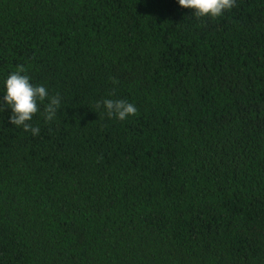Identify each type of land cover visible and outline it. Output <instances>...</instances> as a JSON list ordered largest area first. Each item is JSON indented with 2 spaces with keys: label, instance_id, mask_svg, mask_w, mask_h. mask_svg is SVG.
<instances>
[{
  "label": "trees",
  "instance_id": "1",
  "mask_svg": "<svg viewBox=\"0 0 264 264\" xmlns=\"http://www.w3.org/2000/svg\"><path fill=\"white\" fill-rule=\"evenodd\" d=\"M18 65L61 106L0 105V264H264V0H0Z\"/></svg>",
  "mask_w": 264,
  "mask_h": 264
},
{
  "label": "clouds",
  "instance_id": "2",
  "mask_svg": "<svg viewBox=\"0 0 264 264\" xmlns=\"http://www.w3.org/2000/svg\"><path fill=\"white\" fill-rule=\"evenodd\" d=\"M180 7L191 9L197 19L221 17L225 11L231 10L236 5V0H178ZM27 69L24 65H18L5 81L6 93L0 100V105L7 106L11 110L8 122L17 127H23L24 131L33 136L40 133L39 127H34L30 122L40 111V105H44V116L47 121H52L61 106L59 95L49 96L48 89L43 85L31 83ZM112 83L119 81L113 79ZM45 101L47 103L45 104ZM96 108H103L109 118L124 121L138 114L137 107L124 99H104L98 101Z\"/></svg>",
  "mask_w": 264,
  "mask_h": 264
}]
</instances>
